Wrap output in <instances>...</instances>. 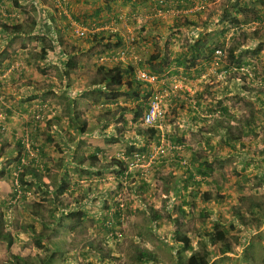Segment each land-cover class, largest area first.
Returning <instances> with one entry per match:
<instances>
[{"label": "rangeland", "instance_id": "obj_1", "mask_svg": "<svg viewBox=\"0 0 264 264\" xmlns=\"http://www.w3.org/2000/svg\"><path fill=\"white\" fill-rule=\"evenodd\" d=\"M0 234V264H264V0H0Z\"/></svg>", "mask_w": 264, "mask_h": 264}, {"label": "trees", "instance_id": "obj_2", "mask_svg": "<svg viewBox=\"0 0 264 264\" xmlns=\"http://www.w3.org/2000/svg\"><path fill=\"white\" fill-rule=\"evenodd\" d=\"M42 52L43 55H47L48 53L47 49L45 48L42 50ZM160 60H164V58ZM163 62H165V60L160 61L159 64L162 65ZM106 75L107 76L103 79V83L108 86V89L110 90L111 93H113L114 91H118V89H114L113 86H118V87L122 86V82H123L122 67L115 66L114 68L108 69L106 70ZM139 113L140 112H138L136 116H139L140 115ZM147 132H149L151 135H155L157 133V130H155V128L148 127ZM226 233L228 232L225 230L217 231L215 240L217 242L223 241L225 239ZM1 236L2 234H0V237ZM3 237H5L8 240V243L10 245L12 244L13 240L11 235H7V236L5 235ZM142 255L146 256V254H142ZM188 264H209V259L207 255L195 253L190 257Z\"/></svg>", "mask_w": 264, "mask_h": 264}, {"label": "built area", "instance_id": "obj_3", "mask_svg": "<svg viewBox=\"0 0 264 264\" xmlns=\"http://www.w3.org/2000/svg\"><path fill=\"white\" fill-rule=\"evenodd\" d=\"M81 34L83 35L84 32H81ZM138 78L142 81H154L156 78L153 76H148L145 73H139ZM161 114V110H160V104L158 101H154L147 113L145 114L144 118H143V122L147 125V126H154L158 120V117Z\"/></svg>", "mask_w": 264, "mask_h": 264}]
</instances>
